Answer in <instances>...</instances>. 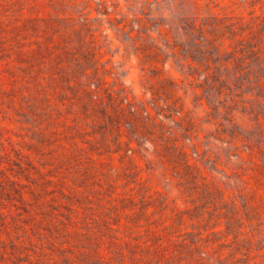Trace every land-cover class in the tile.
<instances>
[{"label":"rangeland","instance_id":"rangeland-1","mask_svg":"<svg viewBox=\"0 0 264 264\" xmlns=\"http://www.w3.org/2000/svg\"><path fill=\"white\" fill-rule=\"evenodd\" d=\"M0 264H264V0H0Z\"/></svg>","mask_w":264,"mask_h":264}]
</instances>
